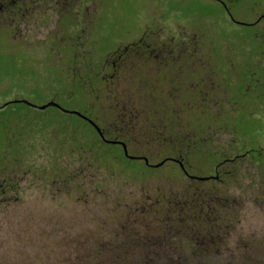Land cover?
Here are the masks:
<instances>
[{
    "label": "rangeland",
    "instance_id": "rangeland-1",
    "mask_svg": "<svg viewBox=\"0 0 264 264\" xmlns=\"http://www.w3.org/2000/svg\"><path fill=\"white\" fill-rule=\"evenodd\" d=\"M231 1L235 17L242 21H249V8H264V0ZM85 4L91 13L78 30L76 21L71 26L67 17L49 14L16 33L8 31L6 43L0 42V171L5 173L0 180L15 179L20 190L18 201L0 208V264H179L184 258L187 264H253L264 260V98L257 99L264 97V63L247 61L264 56L261 27L230 22L218 0H85ZM158 28L182 41L196 33L202 49H210L215 61L223 51L237 52L251 64L242 68L239 64V73L254 78L244 89L233 87L241 96L235 101V121L225 122L232 135L223 129L208 136L209 141L215 140L213 151L231 143L234 135L254 150L252 158L262 160L251 167L246 159L238 181L218 185V190L224 189L223 198L193 199V204L202 202L213 211L208 224L201 223L187 235L186 243L193 244V251L200 250L198 256L184 250L180 241L172 242L173 230L162 222L171 206L159 207L161 212L150 207L160 206L163 195L170 194V202L188 206L185 197L190 191L182 187L188 181L173 176L172 164L149 174L141 160L105 161L94 132L76 115L23 103L5 106L16 100L36 106L55 102L67 111L87 113L92 105L94 115L107 114L100 121L109 129L114 123V113L108 112L113 103L134 99L128 92L115 94L112 84H100L92 73L84 85L75 71ZM236 60L240 63L241 58ZM217 66L214 74L220 76L223 64ZM49 124L57 128L44 127ZM61 126L81 129L74 133ZM86 142L95 143L89 148L94 155L79 146ZM138 146L151 164L164 158L158 144ZM140 150L133 148L130 154L139 156ZM196 160L192 169L196 177L213 172L218 163ZM100 161L108 162L109 168ZM131 169L149 175L134 179ZM142 180L149 184L138 183ZM145 186L160 193L151 194ZM197 217L200 221L202 215H193L196 221ZM178 225H174L176 232L181 229Z\"/></svg>",
    "mask_w": 264,
    "mask_h": 264
},
{
    "label": "flooded vegetation",
    "instance_id": "flooded-vegetation-1",
    "mask_svg": "<svg viewBox=\"0 0 264 264\" xmlns=\"http://www.w3.org/2000/svg\"><path fill=\"white\" fill-rule=\"evenodd\" d=\"M218 2L230 22L239 26L261 27L264 35V8L260 11L249 8V21H242L235 17L231 0ZM87 5L89 4H85V0H0V36L4 34L6 25L9 29L22 30V27L35 23L38 17L45 18L49 14L67 17L71 26L76 21L78 30L84 26L81 24L85 23V18L91 13ZM187 35V40L182 41L165 28L144 32L140 39L115 47L104 54L99 62L92 61L88 69L80 67L75 72L81 78H87L92 73L102 81L100 84H112L115 94H119V91L128 92L134 99L127 100L126 103H113L108 112L114 113V121L111 119L114 123L109 129L100 121L107 114L94 115V107L88 106L87 113H83L88 120H82L96 131V140L117 151L121 150L124 156V145L129 154L133 148L141 149L138 144L160 145L165 161L181 167L185 178L191 182L187 188L193 193L195 175L184 162L187 158L193 159L194 156L199 159L221 160L206 177L195 176L197 182L208 179L204 183L214 180L225 182L226 175L244 173V161L248 158L252 161L251 167L256 166V158L251 156L254 150L247 148L246 143L236 140L234 135L231 143L227 142V145L216 148V151L211 148L215 140L209 141L211 137L208 136L212 131L223 129L226 135L231 134L225 128V122L235 121V117L232 118L237 112L234 108L235 101L241 96V91L237 93L233 87L244 89L247 81L254 78L239 73V64L240 68L251 64L244 62L237 52L223 51L221 59L215 61L209 47L207 51L202 49L196 33L194 37ZM237 56L241 58L240 63L236 60ZM247 61L264 63V56ZM218 64H223L220 76L214 74ZM122 83H127L125 88ZM221 95L223 100L216 98ZM260 98L261 96H257L258 100ZM89 120L102 130L103 136ZM106 121L109 122L108 119ZM224 136L222 134L217 137L216 141ZM140 152L139 156L130 155L149 160L147 153ZM206 154L209 156L205 157ZM3 176L5 173L0 171V178ZM15 181L7 177L0 180V208L9 207L18 201L17 194L20 190ZM195 186L196 191L209 189L208 186L199 184ZM177 208L179 227L185 232H193L197 227L196 223L193 225V201L189 206ZM186 244L188 243L183 244L186 246L184 250L193 254V244Z\"/></svg>",
    "mask_w": 264,
    "mask_h": 264
},
{
    "label": "trees",
    "instance_id": "trees-1",
    "mask_svg": "<svg viewBox=\"0 0 264 264\" xmlns=\"http://www.w3.org/2000/svg\"><path fill=\"white\" fill-rule=\"evenodd\" d=\"M6 28H8V29H6L5 31H4V34L2 35V36H0V42H3V43H6L5 42V38H6V41L8 40V35H9V32L8 31H10V32H12V33H16V32H18L17 31V29H15L16 31H11V30H9V27H7L6 26ZM10 29H14V28H10ZM8 44H11V45H14L13 43H8ZM90 67V65L88 64L87 65V69ZM87 79H89V77H87V78H81V83L82 84H86L87 82ZM92 93H94V92H92ZM263 96H261V100L263 101ZM10 104H13V103H8L7 105H5L6 107L7 106H9ZM28 106V105H27ZM51 108H56V107H51ZM58 109V108H57ZM58 110H60V109H58ZM61 111V110H60ZM64 113V112H63ZM83 114V113H82ZM84 114H86V113H84ZM77 116V115H76ZM81 121H83L82 120V118L81 117H79V116H77ZM87 125V124H86ZM48 126H52V127H54V128H57V127H55L54 126V124H49V125H46V126H44L45 128H48ZM91 128V127H90ZM61 129L62 130H65V129H67V131H72V132H74V133H76L75 132V130H77V132H78V130H80L81 128L80 127H76V126H61ZM71 129H73V130H71ZM91 130L94 132V135H95V137L97 138V133H96V131L94 130V129H92L91 128ZM82 142H85V141H82ZM95 142H97V143H99V144H101L102 145V147H101V151H100V155H101V157H103L104 159H105V161L107 160V159H111L112 161H110V162H113L114 161V163L115 162H117V163H120V162H133L134 160H131V159H128L127 157H125L124 156V154L121 152V150H116L114 147H112V146H110V145H105L104 143H101L99 140H97V141H95ZM93 145H95V143H93V142H86V143H84V144H81V143H79V146L81 147V148H83V149H86L85 150V152L86 153H92L93 155H94V153L89 149L90 148V146H93ZM74 148H76V146L74 147ZM77 149V151H78V149L79 148H76ZM79 152V151H78ZM120 154V155H119ZM162 155H164L163 153H162ZM99 157V156H98ZM92 158H93V162H96V158L94 157V156H92ZM196 159H198V161H200V160H206V159H199V158H196V157H194L193 156V159H190V158H187V159H185L184 160V162L186 163V165L189 167V169L191 170V172H193L192 171V169L194 168L193 166V162H195V161H197ZM261 160L262 159H255L254 160V163H256V165L259 163V162H261ZM105 161H103V162H101L100 161V163H102L103 165L104 164H106V165H108L107 166V168H109V163L108 162H105ZM142 161V163H143V165H144V167L145 168H147L149 171V174H155V173H157V172H159L162 168H164V167H166L165 165L166 164H172L174 167L172 168V174H174L173 176L176 178V179H181V180H184V181H188V184H190L191 182H190V180H188V179H186L185 178V174L183 173V171H182V169H181V167L179 166V165H177L176 163H173V162H170V161H167L163 166H161V167H159V168H155V167H151V166H149V165H147L146 164V162L145 161H143V160H141ZM161 162H163V161H165V158H163L162 160H160ZM251 161V160H250ZM149 162H150V159H149ZM160 162V163H161ZM207 162L208 163H213V164H215L216 163V160L214 161V160H207ZM217 162H219V161H217ZM252 162V161H251ZM151 164V163H150ZM158 164V163H157ZM132 170V172H133V178L134 179H138V177L139 178H144V177H146V175H149V174H144V175H142V174H140V173H138V172H136V171H134L133 169H131ZM212 171L210 170V172H208V173H206L207 175H209L210 173H211ZM206 174H203V175H199V176H204V177H206L207 175ZM193 175H195L194 173H193ZM243 175H244V173H243ZM240 177H242V176H240V174H229V175H226L225 176V180L226 181H228L229 179H231V180H233V181H238L239 180V178ZM140 179V180H141ZM212 178L210 177V180H211ZM205 180H208V179H205ZM214 180V179H213ZM204 180H201L200 182H197L196 181V177L194 176L193 177V183L194 182H196V183H198L200 186H208V190L206 189V190H204L202 187H200V188H202V189H200L199 191H196L195 189V184H193V193H191V191L190 190H186V191H190V196H186L185 198H189V204H188V206L189 205H191V202L193 201V199H196V198H199L201 201L203 200V199H206V196H211V197H213V198H215V199H217V198H223V195H224V189L223 188H221V189H219L218 190V188H217V186L218 185H220V184H222V183H226V181L225 182H220V181H207L206 183H204L203 182ZM138 183H141L142 185H146V184H149V183H146L145 182V180H142L141 182H138ZM187 184V185H188ZM183 186L182 187H187V185L186 184H182ZM146 188H147V190H148V192L149 193H151V194H157V193H160V190L159 189H152V190H150L149 189V187H147V186H145ZM216 191H218L219 193H216ZM163 197L164 198H162L163 199V203L160 205V206H156V204H153V205H151L150 207H152L153 209L154 208H157L158 207V210H159V212H161V210L159 209V207H161V206H167V205H169V206H171V208L167 211V213H165V215H169V216H165L164 218H163V220H162V222L163 223H167L168 225H170V227H171V229L173 230V231H171L172 232V236H173V239H172V242L174 241V240H177V241H180V245H182L183 246V244H185V242H186V237H187V235L188 234H190V231L189 232H185L184 230H182V228L181 229H179L177 232L174 230V225H178L177 223H178V216H179V212H178V208H177V206H179V205H176V204H174V203H172V202H170L169 201V198L171 197V194H170V196L169 197H167L166 195H163ZM153 200V199H152ZM154 200H156V199H154ZM158 200H159V198H158ZM201 207H203L204 209H202ZM207 206L206 205H202V202H201V204L199 203V204H197V203H195L194 202V204H193V215H196L197 213L198 214H200V215H202V217L203 216H207L206 217V219L203 221V219H202V217H199V219L201 218V220L200 221H198V217H197V221L196 220H194L193 219V225L196 223L197 224V226H199V225H202L201 223H204V224H208V218H209V216L211 215L210 213H212L213 211L211 210V212H210V207L209 208H206ZM217 207V206H216ZM149 210H150V208H149ZM176 211V216H174V214H173V212H175ZM210 212V213H209ZM206 213H208V214H206ZM224 213V212H223ZM222 213V214H223ZM225 215V214H224ZM232 215L233 214H231L230 213V215H229V217L230 218H232ZM226 216V215H225ZM228 217V218H229ZM226 219V217L224 218V220ZM218 222H221V221H218ZM211 223V222H210ZM212 223H216V222H212ZM179 226V225H178ZM189 244V243H188ZM188 244H186V245H188ZM195 251V253L197 254L196 256H198L199 255V252H200V250H197V248L194 250ZM151 255H154L153 253L152 254H150L149 256H151ZM125 256H127V254L125 255ZM202 257V256H201ZM189 258H191V261H193L194 259H192V256H190ZM188 258V259H189ZM187 259L186 258H184V259H182V260H179L178 261V263L179 264H187L188 263V261H186ZM146 261V260H145ZM155 260H153V262H154ZM203 261H205V260H203ZM150 262H152V261H150ZM198 262H201V261H198ZM141 264H143V263H141ZM253 264H264V260H262V261H259V262H257V261H255V262H253Z\"/></svg>",
    "mask_w": 264,
    "mask_h": 264
},
{
    "label": "water",
    "instance_id": "water-1",
    "mask_svg": "<svg viewBox=\"0 0 264 264\" xmlns=\"http://www.w3.org/2000/svg\"><path fill=\"white\" fill-rule=\"evenodd\" d=\"M12 103H23V104L28 105L30 107L39 108L41 110H46V109L51 108V107H56V108L60 109L62 112H64V113H70V114H73V115H77V116H79L81 118H84V119H87L88 120V118L86 116H84L81 112H77V111H67V110L63 109L61 106H59L55 102H50V103H48L46 105H43V106H36V105H34V104H32V103H30L28 101H21V100H16V101H13ZM89 121L97 128L98 132L103 136L102 130L93 121H91V120H89ZM124 149H125V156L128 159H131V160H140V159H143L146 162V164L149 165V166H151V167L159 168V167L163 166L166 163V161H163V162L158 163V164H150V162H149V160L147 158H139V157L131 156L128 153V150H127V146L126 145H124ZM202 180H205V179H202Z\"/></svg>",
    "mask_w": 264,
    "mask_h": 264
}]
</instances>
